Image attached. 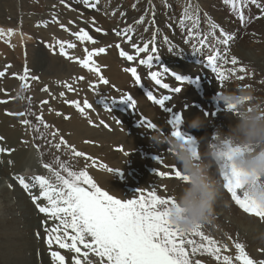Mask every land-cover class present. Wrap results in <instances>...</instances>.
Here are the masks:
<instances>
[{
  "label": "bare ground",
  "instance_id": "bare-ground-1",
  "mask_svg": "<svg viewBox=\"0 0 264 264\" xmlns=\"http://www.w3.org/2000/svg\"><path fill=\"white\" fill-rule=\"evenodd\" d=\"M74 1L65 0V4H61L60 0H0V30H3L5 33L4 36H0V69L4 70L7 65H11L6 73V77L0 78V100H8L7 103H0V119L3 121L6 130L5 133H2V136L13 138L14 140L15 149H12V153L9 155V157H12L13 155L16 156L13 157L16 167L13 169L12 175H16L24 168H35L37 167V164H39L37 148L35 146H31L27 153H22L21 137L15 134L17 125L16 118L15 116L6 114L7 112H16L19 108L21 100L12 98L16 97L17 92L20 91L21 81L16 79L12 74H19L25 65H27L30 71L37 75L40 81L47 85L48 88L56 89V94L58 96L53 97L59 99V102L64 107L62 113H65L68 117V121L65 124L62 121L60 123L65 129L72 132V136L76 140H78L79 136L85 140L96 139L95 141L99 143L109 142V148L114 147L118 149L124 147L127 142L126 136H123L122 132L126 131L127 128H131L132 134L130 140H132L133 144L131 147H134L136 150L144 145L146 146L147 151L151 152V155L153 152H161L164 158L175 163L171 154H164L163 152V149L167 150L166 144L157 145L153 142L152 136L156 132L141 125L140 118L143 116L156 123L158 128L161 130L165 129L169 132L168 134H170V131H172L173 128L169 123L164 122L162 118V116H164L163 114L166 112H161L162 109L153 104L152 101L145 96L146 93L136 84L134 78L129 72L125 71V69L135 66L138 74L141 76V83L144 87H147L149 91H153L154 95L159 96L161 94H166V91L160 90L154 85V82L148 77L149 69L146 66L139 65L138 60L137 62H134L132 66H128V64H125V61L122 60L123 58L120 57L118 49H116L114 45H108L110 41H114V43H119L120 47L125 51L132 50L129 43L124 42L121 38L115 35L113 32L114 28L120 30L131 25L134 29L133 40L141 45L144 41L149 40V38L152 39L155 35L156 47L158 48L161 57L160 61H164V63L176 58L173 54L174 52L177 53L178 50H183L184 60L180 64V70H178V73L181 75H190L193 78L199 74H204L207 77V82H212L210 84L212 86L205 84L211 88L205 86H192L187 82L180 85L170 75L165 76V80H167V82L170 81L172 87H174L173 85L182 87L181 93L173 96L170 105L173 103L178 104L179 100H182V98L183 100H186V106H190L192 102H196L199 106V110L194 109L195 106L191 104L193 108L188 107L187 112H192V115H194L193 117H207L205 127L198 130L193 129V132L199 136H196V138L199 139V143L197 144L198 149L203 146L204 142L209 140L210 134L214 133V128L212 129V127L218 126L220 128L219 130L222 129L227 132L229 126L233 123L230 117L226 115L228 109L219 99L220 91H236L242 88H251L254 90V95H258L256 88L260 86L261 80L254 71L264 72V16L260 15V9L255 5L249 3L247 7L243 9L246 18L250 20L256 19V22L253 25L245 27L240 26L235 21L238 17L237 14L231 10L230 5L224 3V0H181L183 6L182 9L175 8V0H144V2L135 5V7L132 6L133 0H130V3H127L126 5L122 4V1L124 0H99L108 11V15H104L102 12L95 13L92 8L85 6L82 1ZM261 2L264 3V0H261ZM70 3L75 6L74 10H68V7L65 6ZM185 3H191L199 9V30L204 34H208V27L210 26H204L201 20L202 16L218 19L220 23L216 21L213 22L221 26L229 34L233 35L234 39L231 43L239 41L241 44L240 48L229 52L228 56L237 57L239 64L235 67H240L241 65L245 66L247 68L246 74L236 73L235 76L229 75V79L221 88L218 81L215 82L214 80L215 74H212L210 70L204 69L197 63L196 57L190 54V44L185 43L186 30L179 23ZM19 10L25 20H32L29 24H27V22H25V25L19 23ZM117 11L119 12L116 16V22L114 23L116 27L108 26V21L106 20L107 16H113L112 13H116ZM27 13H30L31 16ZM121 13H125V15L122 16ZM146 13L145 22L143 24L136 23V21ZM67 16H69L70 19L66 21L63 20V18ZM53 17H56L59 21L62 20V23H64L69 29L73 28L74 31H78L79 28H84L89 31L90 35H92L95 40H97L95 45H92L90 42L81 44L74 36L69 37V40L67 41L77 44L75 49L68 50L70 55L83 59L86 56V52L84 51L85 47L90 51L94 47L99 48L107 45L105 47V53L93 57L97 66L101 69L100 74L109 81L107 85L100 84L96 89L90 88V83L98 82V75L94 72H89L79 63L70 61L61 55L59 53L58 45L55 47V50L57 49L56 51L53 50L52 47H49V45H55V40L57 41L58 37L56 34L67 36L65 34L67 31L60 28L58 23L52 22ZM256 17L260 18L257 19ZM38 18H41L43 22H47V28L37 27L39 23ZM93 18L95 24L92 22ZM69 21L74 23L69 24ZM150 21L152 22L151 24L149 23ZM95 27L102 28L107 35L103 34V32H95ZM146 28L148 29L147 31H145ZM9 29L13 30L11 35L7 34ZM165 37H167V41L165 40ZM217 37H220V34H217ZM211 38L212 37L210 36L209 39L211 40ZM170 47L172 48V51H169ZM217 47L223 51L222 48L225 46L218 44ZM79 53H81L82 56ZM145 55L146 54H141L140 58H143ZM164 63H161L160 65H163ZM229 67H232V65H225V68ZM152 70L160 71L162 69L157 66ZM250 73H252V76H250ZM239 75H245V79L242 81L237 79L236 76ZM79 77H84V81L80 80ZM235 79H237L236 85L231 84V81H234ZM85 80L87 82L85 91H82L80 88V92L77 90V92L72 93L68 92L63 86L64 82H68L72 83L73 87L76 89L77 87H81L80 85H82ZM249 84L250 87H247ZM83 86L85 87V85ZM109 86L115 87L114 90L118 92L115 91L116 93L112 95L111 93L114 90ZM209 89L211 91L210 93L213 92L212 94L218 98V102L215 105L210 101L212 94L206 93ZM61 91L65 92L64 97L59 96ZM5 93H7V95ZM75 94H78L79 97ZM90 94H94L95 96L99 95L97 98H100L101 100L97 103L94 98L89 97L91 96ZM124 94H130L136 100L137 107L135 111L130 108L127 103L122 102L113 105V111L111 112L105 110L103 106L104 102H106L105 98H108L107 100L110 101V98L115 97L119 99ZM258 98L262 97L259 96ZM84 99H87L94 107V111L89 110L87 117L82 116L74 106L69 104L66 105V103H64L65 100L83 101ZM182 105H180V107ZM178 107L179 106L175 107V109ZM53 109L54 112L57 111V107L53 106ZM215 110L218 112L217 116L215 115ZM118 118L122 119L120 120L121 123H117ZM185 118L182 126L180 125V129L190 128L188 122L191 121L192 117L187 114L185 115ZM90 120L94 122V124H91L89 122ZM101 121H104L108 126L105 127L102 125L100 123ZM106 148L107 145H104V149ZM129 160L137 169L140 168V164L144 165L147 163V158L139 155L136 151ZM0 162L1 164L6 165L5 159L1 158ZM121 162L122 160L119 161V163ZM226 170L230 171V167ZM152 171L151 173L148 170H144L143 172L148 184L156 176H153V173L156 172L155 167ZM220 171L219 167L212 169L213 174L220 176L222 179V172ZM20 176L26 177L23 174ZM31 177L33 176H29L26 180H29ZM13 180L15 181V178H13ZM5 181L6 180H3L0 176V211L2 214L14 218L18 215L17 209L22 205V201L20 199L13 201L6 196L4 189L7 188L8 185ZM160 183H163L162 191L166 194L172 195L175 191L179 190L178 180L177 182H174L172 179L167 180L162 178L159 184ZM159 184L157 183V185ZM33 191L38 194V189H34ZM16 192H18L17 188ZM27 199L34 211L35 217L38 218L39 212L34 207L28 194ZM41 203H43V201H41ZM218 211L223 212L221 216H217ZM242 215H245V217ZM228 216H230L231 220L227 219ZM247 222L250 225V230L245 232V230H242L241 226L245 227V223ZM256 225H260L261 229H256ZM205 227L207 230H214L215 233H218L221 230L225 237L231 239L229 246V257L232 258L231 264H241L240 261L236 260V256L239 255V251L235 246L237 243L242 244L245 247V252L254 261V264H264V220L245 213L233 200L230 199V194L225 189L217 203L213 222ZM33 264H37V262H34Z\"/></svg>",
  "mask_w": 264,
  "mask_h": 264
},
{
  "label": "snow or ice",
  "instance_id": "snow-or-ice-1",
  "mask_svg": "<svg viewBox=\"0 0 264 264\" xmlns=\"http://www.w3.org/2000/svg\"><path fill=\"white\" fill-rule=\"evenodd\" d=\"M82 2L89 8H96L97 4H99V0H82ZM60 3L65 4V0H60ZM224 3L230 5L231 10L237 14L242 24L250 22L245 17L243 10L249 3L260 9L261 16H264V3L261 0H224ZM65 6L70 7V5ZM113 15H115V12ZM121 15L124 16L125 13H121ZM146 15L147 13L141 16L136 23L143 24ZM256 18L259 19L260 17ZM52 22L58 23L65 31H70L56 17H53ZM92 22L95 24L94 18ZM72 23L74 22L69 21V24ZM149 23L151 24L152 22L150 21ZM179 23L186 29L185 43L190 44V54L196 57L199 65L215 74V80L218 81L221 88L229 79V75L235 76L236 73H247L245 66L235 67L239 64L237 57L228 56V45L234 39L233 35L220 28L221 35L216 37V29L219 28V25L213 23L210 18L208 20L210 25L208 34H204L199 30L200 15L196 6L188 3L183 9ZM44 26H47V22H44ZM94 30L97 33L103 32V34L107 35L100 27H95ZM147 30L146 28L145 31ZM12 31L9 29L7 34L11 35ZM113 32L124 42L129 43L133 50L130 54L117 43L116 47L120 49L121 57L126 58L130 63L138 60L139 65L146 66L149 69L148 77L154 82V85L158 89L169 93L157 96L154 95L153 91H148L146 95L153 104L158 105L164 112L170 114L171 118L167 119V123L171 124L174 129L171 132V136H184L180 130V125L183 123V114L180 111H174L170 104L166 106V102L173 100V94L181 93L182 87H172L169 83L164 82L165 76L170 75L180 85L185 82L188 84L198 83L201 80V76L197 75L193 78L190 75H181L167 66L160 65L161 57L156 47L155 35L141 45L138 42H134V29L131 25L120 30L113 29ZM4 35V31L0 30V36ZM71 35L81 44L90 42L95 45L97 43V40L84 28H79L78 31L72 32ZM210 36L214 40L210 41ZM165 40L167 41V37H165ZM218 44L225 46L223 51L217 47ZM56 45H58L61 55L70 61L79 63L89 72H94L98 75V82L90 83V88L96 89L100 84L107 85L109 83L100 74L101 69L93 59V57L105 53V47H94L90 51L85 47L86 56L81 59L70 55L68 51L69 49H75L77 47L76 43L57 40L55 45H49V47L55 50ZM169 51H172L171 47ZM141 54L146 55L140 58ZM176 54L181 58L184 56L183 50H178ZM229 64L232 67L225 68V65ZM157 66L162 70H152ZM10 67L11 65H7L3 71H0V78L6 77ZM125 71L131 74L137 85L144 87L141 83V76L135 66L129 67ZM12 75L21 81L20 91L12 99L27 100L28 106L25 111L7 112L6 114L24 117L20 122L37 133L34 139L44 141L57 151L63 146L71 157H82L85 161H90L93 167L96 166L97 161L95 158L76 150L75 146L68 144V141L63 136H60L59 142L54 143L59 135V130L49 131L54 126L47 123L43 118V107L48 104V100L41 101L39 114L33 111L32 98L30 96L26 97L24 92L31 87L29 81H38L39 77L30 75V69L27 65L24 66L22 74L13 73ZM236 78L242 81L245 79V75H239ZM79 79L83 80L84 77H79ZM63 86L68 92L77 91L72 83L64 82ZM41 91L48 92V86L45 85ZM5 94L7 95V93ZM59 96L64 97L65 92L61 91ZM105 99L107 100L108 98ZM7 102L8 100H0V103ZM64 102L74 106L85 117L88 116L89 110L94 111L93 105L87 99L83 100V105L79 100H65ZM118 102L127 103L130 108L134 111L136 110L137 102L130 94H124L119 99L110 98V103L104 102L103 106L105 110L111 112L113 111L112 106ZM51 110L49 108V111ZM57 115H60V113L58 112ZM33 116L35 117V123L28 119V117ZM65 118L67 119L68 117ZM140 119L143 127L164 135V132L158 128L156 123L143 116ZM89 122L94 124L91 120ZM100 123L105 127L108 126L104 121ZM117 123H119L118 120ZM41 127L44 131H41ZM185 138L193 140L190 137ZM2 140H4V137H0V141ZM41 147L42 145L40 144L36 145L38 152H40ZM11 151V149L0 147V153H10ZM117 151L128 155L122 147L118 148ZM170 153L171 149H169ZM40 155L42 157L44 153L41 152ZM156 160L159 164H164V157L157 156ZM41 163L42 167L50 173L49 176L36 175L29 178V180H26L23 176H17L16 179L30 196L38 212L46 217L45 220L41 221V227L45 233L44 239L50 250V256L55 264H66V257L60 251H52L53 245L73 253L70 264H192L189 259V248L193 254L205 252L214 256L217 261L222 259L226 264H231L232 258L219 255L221 249L217 247V242L214 239L204 234L202 231L203 227H198L191 232H184L170 223L168 217L171 207L175 203L172 195L161 196L156 189L148 191L140 189L138 190V195L133 198L120 199L109 194L108 191L98 185L87 171V164L85 169L73 170L67 161H62L58 156L52 162H43L41 160ZM100 167L105 168L114 175L120 172V169H113L106 164H101ZM165 169L156 170V174L161 178H174L178 181L186 179L177 165H172L170 168L165 165ZM226 169L221 171L223 187L230 194L231 199L245 213L264 220V208L256 206L249 199L246 192H241L242 185L236 180L235 172ZM34 189H38V194L33 191ZM41 201H44V203H41ZM50 222L53 223L50 224ZM36 236L40 238L39 231L36 232ZM193 237H199V241L193 239ZM235 246L239 250L236 260L240 261L241 264H254L242 244L237 243ZM196 264H199V261H196Z\"/></svg>",
  "mask_w": 264,
  "mask_h": 264
},
{
  "label": "rangeland",
  "instance_id": "rangeland-1",
  "mask_svg": "<svg viewBox=\"0 0 264 264\" xmlns=\"http://www.w3.org/2000/svg\"><path fill=\"white\" fill-rule=\"evenodd\" d=\"M72 1H74V0H72ZM78 1H82V0H78ZM129 1L130 0H124V1H122V4L126 5L127 3H130ZM158 1H160V0H158ZM74 2H76V1H74ZM142 2H144V0H133L132 6L138 5ZM187 4L188 3H185L184 7ZM69 5H70V7L67 8L68 10H74L75 9V6L72 3H70ZM130 7H131V5H130ZM175 8H178V9L183 8V6L181 4V0H175ZM92 9L95 11V13L102 12V14L108 15L107 14L108 11L104 8V5L102 4V2L101 3L99 2V4H97L96 8H92ZM118 12L119 11H117L115 13V15H113V16H110V17L107 16L106 20L108 21V26L116 27L114 25V23L116 22V16H117ZM19 14H20V17H19L20 22L19 23L21 25H25V22H27V24H29L32 21V20H29V21L25 20L23 18V16L21 15L20 10H19ZM27 14L29 16H31L30 13H27ZM209 18L211 19L212 22L216 21V22L220 23V21L218 19L211 18V17L207 18L206 16H202L201 20H202L205 27L210 26L208 23ZM68 19H70L69 16L63 18V20H65V21ZM38 21H39L38 25H40V26L37 25V27L47 28L46 26H44V22L41 20V18H38ZM235 21L240 26L246 27V26L253 25L256 22V19H253V20L249 19L250 22H248L247 24H242L238 17L235 19ZM60 23H62V20L60 21ZM58 26L60 27V25H58ZM208 28H210V27H208ZM220 28H222V27L219 26V28L216 29V37H217V34H220ZM114 29H117V28H114ZM72 32H75V31L73 28H70V31H67L65 33L67 36H62V35L60 36L59 34H56V36H58L57 40H65V41L69 40L68 38L72 36L71 35ZM212 40H214L213 37L211 38L210 41H212ZM55 42H56V40H55ZM116 44L117 43L116 42L114 43V41L113 42L110 41V43H108V45H114L115 48L118 49L119 54H120V49L116 47ZM240 46H241V44L239 43V41L236 43H231V41H230V43L228 45V49H229L228 53L235 51V50H238L240 48ZM222 49H224V47ZM128 52L131 54L133 51L128 50ZM79 54L81 55V53H79ZM173 54L176 56V58L174 60H169L167 63H164V61H160L159 64L164 63L163 66H167L169 69L178 72V70H180V64H181V62H183L184 59L179 57V55H177L176 52H174ZM120 57H121V55H120ZM121 58H123L122 60H124L125 64H128V66H132L134 64V62H132V63L128 62L127 59L124 57H121ZM0 71H3V70L0 69ZM22 72H23V69L20 71L19 74H22ZM254 72L259 76V78L261 80L260 86L256 88L257 94H258L256 97L258 98L260 96L264 99V87H263V85H264V72H262V71H260V72L254 71ZM212 74H214V73H212ZM251 74L252 73H250V76H252ZM30 75H35V74L30 71ZM199 75L201 76V80L198 83H192L191 84L192 86L208 87L205 84L212 86V85H210L212 82L211 83L207 82L206 75H204V74H199ZM35 76H37V75H35ZM236 80L237 79H235L234 81L232 80L231 84L236 85ZM82 81H84V80H82ZM164 82L169 83L171 85L170 81L167 82V80H165ZM215 82H216V80H215ZM29 83H30L31 87L28 91L24 92V95L26 97L30 96L32 98L33 111H35L37 114H39L41 101L48 100V104L44 105V107H43V118L47 123L54 126L53 128H50L49 131H54L56 129L59 130V135L57 136L54 143L59 142L60 136H63L64 139L68 141V144L75 146L76 150L84 152L88 156L95 158L97 161V165L93 167L91 165L90 161H85V159L82 157H71L67 153V150L63 146L61 147V149L59 151H57L54 147H50L44 141L34 139V136H36L37 133H35L30 127L23 125L20 122L24 117L15 116L16 121H17L15 134L21 137V144H22L21 151H22V153L23 154L27 153V151L29 150V148L31 146L36 147L37 144L42 145V147L40 149V152L37 151V156L39 159V164H37V167H35V168H24L21 171H19L16 175H12V171L16 167L15 162L13 161V157H16V156L13 155L12 157H9V155H10V153H12V151L10 153H8V152L0 153V159L3 158V159H5V162H6V165L1 164V162H0V176H1V178H3V180H6L5 182L8 185L7 188L4 189L5 194L7 197H9L13 201H16L18 199H20L22 201V205L19 206L17 209L18 215L15 216L14 218L10 217L9 215H4L0 211V214H1L0 215V264H33L34 262H37V264H55V262L52 260V258L50 256V250H49V248L45 242V239H44L45 233L43 231V228L41 227V221L45 220L46 217L41 213H39L38 218L35 217L34 211L28 202L27 194L24 192L23 187L19 184L18 180L16 179L17 176H20L22 174L26 176L25 177L26 179L29 176L34 177L36 175L49 176L50 173L48 172L47 169L42 167L41 160H43V162H52L54 160V158L58 156V157H60V159L62 161H67L69 166H71L73 168V170L85 169V166L87 164L88 165L87 171L94 178V180L98 183V185L102 189L108 191L109 194L114 195L115 197L120 198V199L133 198L134 196L138 195V190H140V189H143L145 191L156 189L159 195L168 196L169 194H166L162 191L163 183L159 184V182L162 178L159 177L156 174V172L153 173V176H155V175L156 176L152 179L151 182H149V184L147 183V180L145 179L143 172H144V170H148L151 173V171L154 169V167H155V171H156L159 169L164 170L165 165L168 166L169 168L172 165H176L175 163L171 162L169 159H166V158H164V164H159L156 160V157L157 156L163 157V154L161 152H158V153L153 152V154L151 155L150 154L151 152H148L146 149V146H144V145H142L140 147L137 146L139 148H137L136 150L134 147H131V145H133L132 140H130L131 134H132L131 128H127L126 131L122 132V135L126 136V141H127L125 146L122 148L125 150V152L128 153V155H125L123 152L117 151V148H114V147L109 148V146H110L109 142L99 143V142L95 141L96 139L85 140L81 136H79L78 140H76L72 136V132L65 129L60 123L62 121L65 124L68 121L67 120L68 118L66 119L65 117H67V116L65 115V113H62V110L64 107L59 102V99L58 98L56 99V97L53 98V96H58L56 94V89L55 88H48L49 89L48 92L41 91V89L45 86V84L43 82H41L40 79L38 81H29ZM83 85H85V87ZM86 85H87V82L85 80V82H83V84L80 85L81 87H77L76 89L79 92H80V88L82 89V91H85ZM20 86H21V84H20ZM173 86L176 87V85H173ZM109 87L112 90L115 89V87H112V86H109ZM247 87H250V84L247 85ZM208 88H211V87H208ZM115 91L116 90H114L111 94L114 95V93L118 92V91H116V92ZM210 92H211L210 89L208 91H206V93H208V94L213 93V92L212 93H210ZM72 93H75V92H72ZM166 94H169V93L166 92ZM75 95H77V97H79L78 94H75ZM90 95L91 96H89V97L94 98L97 103H98V101L101 100L100 98L99 99L97 98V97H99V95H96V96L94 94H90ZM176 95H178V94H176ZM173 96H175V94H173ZM5 97H6V95H5ZM211 98H210L211 103H213V105L217 104L218 98L214 94L211 95ZM184 100L182 98V100L181 99L179 100L178 104L173 103L170 106L173 107L174 111H180L183 114V120L185 121V119H186L185 115H187V114H188V116H191L192 119L194 118L193 117L194 115H192V112H187L188 107L193 108V106H195L194 109L199 110V106L196 102L191 103V104H193V106L190 103H189L190 106H186L187 102H186V100L185 101ZM107 101L108 100H106V102ZM80 102H82L81 104L83 105V101H80ZM108 102H110V101H108ZM169 104H170V102H166V106H169ZM66 105H68V104H66ZM180 105H182V106L180 107ZM27 106H28L27 100H21V102L19 103V108L17 109L16 112L25 111ZM53 106L57 107L56 112H54ZM156 106L159 107L158 105H156ZM177 106H179V107L177 109H175V107H177ZM186 107H187V109H186ZM49 108H51L52 110L49 111ZM212 109H214V108H212ZM58 112L60 113V115H57ZM161 112H164V111L161 110ZM163 115L164 116H162V118H163L164 122H167V119L171 118L170 114L164 113ZM215 115L216 116L218 115L217 110H215ZM164 117H166V118H164ZM212 118H214V117H212ZM28 119L32 120L33 123L36 122L34 116L28 117ZM117 120L119 121V123H121L120 120H122V119L118 118ZM182 124H181V126H182ZM169 125L172 126L171 124H169ZM213 128H214V130H213L214 133L210 134L209 140L213 139L212 137H214L215 133L220 129L218 126H214V127H212V129ZM180 130L185 137H190L193 140H195L196 146H197V144L199 143V139L196 138V136L197 137H199V136L195 132H193V129H191V128H188V129L183 128L182 129L181 128ZM41 131H44V129L42 127H41ZM162 131L165 133V135H170L171 132L174 131V129L172 131H170V134H168L169 132L165 129H162ZM3 132L4 133L6 132L5 125L3 124V121L0 119V137H3L2 136ZM49 139H51V137H49ZM0 144H1L0 147L11 149V150L15 149L13 138L4 137V140L0 141ZM104 145H107L106 149H104ZM166 145H167V150L163 149V152H164V154H169L170 146L168 144H166ZM164 148H165V146H164ZM135 151L139 155L143 156L144 158H147V163H145L144 165L140 164L139 169H137L135 166H133L129 160V158L133 155V153ZM41 152L44 153V155L42 157L40 155ZM120 160H122L121 163H119ZM167 161L169 162V164ZM101 164H106L108 167H111L113 169H120V172H118L114 175L113 173L108 172L105 168L100 167ZM218 167H219V165L216 166V168H218ZM13 178H15V181L13 180ZM164 179L168 180L169 178H164ZM172 180H174V182H177V180L174 178ZM157 181H159V182H157ZM157 183L159 185H157ZM16 188H17L18 192H16ZM230 199H231V197H230ZM43 203H44V201H43ZM34 207H35V205H34ZM222 213H223L222 211H218L217 216H221ZM242 216L245 217V215H242ZM227 219H230V216H228ZM51 223H53V222H50V224ZM255 227H256V229H261L260 225H256ZM241 228H242V230H245V232H248L250 230V225L247 222V223H245V227L241 226ZM37 231L40 232V238H37V236H36ZM202 231L204 232L205 235L211 237L212 239H214L217 242V247H219L221 249V251L219 253V255L221 257L229 256V254H230L229 246L231 243V241H230L231 239L229 237H225L223 235V233L221 232V230H220V232L215 233L214 230H207L205 226L202 228ZM193 239H196L199 241V237H193ZM186 247H188V246H186ZM51 250L52 251H60L61 254L65 255V257H66V264H70L71 257L73 255V253L71 251H69L67 249H59L58 246H56V245H53V248ZM244 250H245V247H244ZM189 259H190V261H192V264H196V261H199V264H226V262H224L222 259H221V261H217L214 256H212L208 253H205V252H197V253L193 254V253H191L190 248H189Z\"/></svg>",
  "mask_w": 264,
  "mask_h": 264
},
{
  "label": "clouds",
  "instance_id": "clouds-1",
  "mask_svg": "<svg viewBox=\"0 0 264 264\" xmlns=\"http://www.w3.org/2000/svg\"><path fill=\"white\" fill-rule=\"evenodd\" d=\"M219 99L228 109L233 123L227 132L218 130L215 137L198 149L195 140L156 132L157 145L168 144L171 157L186 178L179 181L173 193L175 203L169 213L170 223L184 232H191L213 222L224 187L212 169L229 168L242 185L241 192L258 207L264 208V99L257 98L251 88L225 90ZM207 117L196 116L188 122L192 129L206 125Z\"/></svg>",
  "mask_w": 264,
  "mask_h": 264
}]
</instances>
